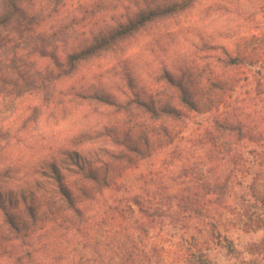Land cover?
<instances>
[{
	"label": "rangeland",
	"instance_id": "obj_1",
	"mask_svg": "<svg viewBox=\"0 0 264 264\" xmlns=\"http://www.w3.org/2000/svg\"><path fill=\"white\" fill-rule=\"evenodd\" d=\"M7 1L0 0V19L8 13L5 9ZM181 1L183 0H20L13 22L5 29L0 28L5 39L10 38L12 43L5 42L0 46V69L8 72L10 69H21L29 80L27 85L19 90L5 87L0 90V164H3L1 169L10 167L13 176V172L18 168L32 164L55 147L67 143L77 131L96 126L99 122L114 124L127 117V114L115 115L104 108L96 107L95 104L77 105L72 102V98L68 96L72 82L73 85H81L80 89L100 87L102 91L121 100L125 97L121 96L118 88L125 87V75L128 74L137 86L134 92L140 95L138 97H142L151 105L157 103L161 106L167 98L178 96L177 91L167 85V75L171 74L176 79L183 77L192 91L206 87L208 79L221 77L237 88L231 105L241 106L250 101L246 115L262 112L264 0H196L188 11L149 24L143 32L121 41L110 53L82 64L72 81L59 83L55 88L41 80L45 72L41 62L38 65L34 60L29 63L24 60L18 64L12 62L13 59L22 61L20 57L26 53L21 51L23 44L17 43L19 39L25 38L28 42H33L38 36L48 33L50 28L54 29L51 31L53 35L59 24L62 26L63 23H72L74 18L86 17L87 21L81 22L80 27H75L69 32H62L57 36L58 39H52L53 46H58L60 54L73 52L72 48L67 51L62 49L68 38L79 36L80 40H83L89 36L88 31H85V24L100 23L104 20L111 22V19L125 20L127 9L136 14L139 6L142 9L158 8ZM98 2H105L106 9L111 12L101 11L95 16L84 13V9L94 8ZM34 22L36 25H32ZM15 51L17 59L12 55ZM240 55L245 56L244 63L237 67H227L220 63V59L226 56ZM250 62L253 63L249 65ZM257 93L262 94L261 98L257 99ZM129 94L132 97L128 90L127 95ZM174 101L177 106L176 100ZM218 111L219 113L214 111L211 117L195 116L191 113L186 120L188 127L172 147L152 151L136 168L117 180L116 195L132 208L128 213V223L132 231L129 236L133 233L135 237L138 236L139 232L135 229L138 224L146 222L140 207L136 205L138 198L144 194L152 195L155 200L151 203L158 205L161 196H175L185 188L194 186L206 174H210L212 165L203 164L198 166V171L195 172L197 175L184 177L183 170L189 164H183L178 156L187 151L193 140L203 133L210 118L223 119L228 109L223 106ZM123 132L129 134V128ZM99 146L101 145L96 144L76 150L93 157ZM211 148L212 146H208L207 151ZM201 151L206 152L204 149ZM258 165L256 171L261 172L263 176L259 178L257 190L260 196L264 197V164ZM225 178L224 176V180ZM239 178L244 179L243 176ZM244 181L245 184L236 191L237 196L211 200V204L206 207L207 211L195 216L196 219L184 217L175 206L173 212L166 214L167 217L155 221L154 229L149 231L148 236L143 235L142 241L152 249L162 246L168 248L166 259H159L161 264L180 263L188 254L185 251L193 248L192 246H201L214 264H264V226L259 221H264V204L250 197L249 186L252 184V177H247ZM232 182L234 183L235 179H232ZM24 183L29 184L28 178L19 181L16 176L6 184L8 190H13ZM115 193L109 192L107 195L110 198ZM240 197L253 201L245 203ZM102 201L101 198L97 204L101 206L104 203ZM163 205L156 207L162 208ZM247 214H255L254 222L248 219ZM211 222L217 226L222 237L234 244V252H230L227 245L225 248V245L218 243V236L208 227ZM58 226L59 224L51 227L48 225L47 228L50 229L44 230L40 239L46 242L49 236H54L60 245H65L62 233L55 229ZM111 227L114 228V225ZM146 227L149 229V226ZM0 229V264H17L12 257L17 252L24 254L25 244L30 246L35 242L33 238H37H32L27 231L28 236L25 235V238L23 235L25 244L17 241L14 231L4 224L1 212ZM110 230L111 241L120 231ZM189 239H194L190 242L192 246L186 243ZM109 240L106 236L98 239L101 244L98 246L101 256L107 264H124V260L119 259L124 257L114 254L113 246L108 244ZM131 240L133 239L130 238Z\"/></svg>",
	"mask_w": 264,
	"mask_h": 264
},
{
	"label": "trees",
	"instance_id": "obj_2",
	"mask_svg": "<svg viewBox=\"0 0 264 264\" xmlns=\"http://www.w3.org/2000/svg\"><path fill=\"white\" fill-rule=\"evenodd\" d=\"M19 1L6 2L5 9L8 13L0 19V28L5 29L13 22ZM193 3L195 4L196 0H183L149 9L139 6L136 14L127 9L125 20L111 19V22L104 20L100 23L85 24V31H88L89 36L83 40H80L79 36L68 38L62 49L67 51L72 48L73 52L60 54L58 46H53L52 39H58L57 36L62 32H69L75 27H80L81 22L87 21L86 17L74 18L72 23H63L62 26L59 24L53 35L51 31L54 29L50 28L47 30L49 34L38 36L33 42H28L25 38L19 39L17 43L23 44L21 51L26 53L20 57L22 61L13 59L12 62L18 64L23 60L28 63L34 60L37 65L41 62L45 70L41 80L55 88L59 83L72 81L82 64L110 53L121 41L143 32L149 24L188 11ZM106 8L105 2H98L94 8L83 9L85 14L95 16L101 11L107 10L110 13ZM34 24L35 22L32 25ZM5 42L12 44L10 38L5 39L4 34L0 32V46ZM15 53L17 54L15 51L12 55L15 56ZM15 57L17 59V56ZM244 58V55L226 56L220 59V63L234 68L244 63ZM8 61L11 62L10 59ZM166 79L167 85L175 89L178 96L167 98L161 106L157 103L151 105L142 97H138L140 95L134 92L137 86L128 74L125 75V87L118 88L121 96L125 97L121 100L102 91L100 87L80 89L81 85H73L72 82L68 93L72 102L77 105L95 104L96 107L104 108L115 115L127 114V117L114 124L99 122L96 126L77 131L67 143L55 147L32 164L18 168L13 172V176L10 167L1 169L3 164H0V212L4 217V224L14 231L15 239L19 242H23L28 234L37 238H33L35 242L30 246L23 242L26 252L23 251L22 255L17 252L12 257L17 264H107L98 250V246H101L98 239L106 236L109 240L110 229L113 232L115 229L120 231L108 244L113 246L114 254L124 257L119 258L124 260V264H161L159 259H166L168 248L162 246L152 249L149 244L145 245L142 236H148L149 231L154 229L155 221L167 217L166 214L173 212L175 206L184 217L196 219L195 216L205 213L211 200L237 196L238 187L243 186L244 179L250 176V197L264 204V197H261L257 190L262 174L256 171L258 164H264V110L246 115L250 101L242 103L241 106L231 105L237 88L221 77L208 79L206 87L197 91H192L183 77L176 79L170 74ZM28 80L21 69H10L9 72L0 69V90L2 87L19 90L27 85ZM127 89L132 97L127 95ZM1 93L0 91V96ZM261 96V93H257L256 97L258 99ZM223 106L228 109L225 118H210L203 133L193 140L187 151L178 156L183 164H189L183 170L184 177L197 175L195 172L198 171V166L203 164L212 165L210 174H206L194 186L185 188L175 196H161L158 205L164 204L162 208L156 207V203H151L155 200L152 195L144 194L138 198L136 205L140 207L146 222L138 224L135 229L139 232L138 236L135 237L134 233L129 236L132 231L128 223V213L132 208L116 195L117 180L136 168L152 151L172 147L188 127L186 120L191 113L195 116L211 117L214 111L219 113L218 110ZM126 128H129V134L123 132ZM96 144L101 146L96 149L93 157L76 150ZM208 146H212L210 151H207ZM16 176L19 181L28 178L29 184L24 183L8 190L6 183ZM232 179H235L234 183H231ZM109 192L115 195L109 198ZM101 198L104 203L99 206L97 202ZM240 200L245 203L253 201L242 197ZM16 212L18 214H15ZM247 215L248 219L254 222L255 214ZM259 221L264 226V221ZM57 224L59 226L55 228L56 231L62 233L65 238L62 240L65 244L63 246L54 236H49L46 242L40 239L44 230L50 229L47 228L48 225L51 227ZM113 225L114 228H110ZM146 226H149V229ZM208 227L218 236L216 240L220 245H225V248L227 245V249L234 252V244L222 237L214 223H209ZM23 235H26L25 238ZM130 238L133 240L130 241ZM192 240L194 239H189L186 243L191 245ZM192 247L185 251L187 256L178 264H214L201 246Z\"/></svg>",
	"mask_w": 264,
	"mask_h": 264
}]
</instances>
